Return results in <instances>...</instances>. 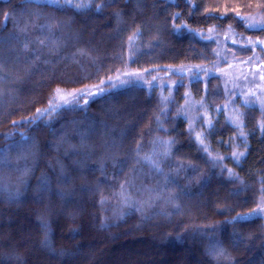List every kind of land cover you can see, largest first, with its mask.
Wrapping results in <instances>:
<instances>
[{"label":"trees","instance_id":"trees-1","mask_svg":"<svg viewBox=\"0 0 264 264\" xmlns=\"http://www.w3.org/2000/svg\"><path fill=\"white\" fill-rule=\"evenodd\" d=\"M249 17L264 23V0H0V264H264V216L251 214L264 108L230 124L220 75L187 84L216 110L203 142L182 111L184 81L168 101L129 81L39 114L56 90L125 68L146 78L211 64L216 42L198 33L263 38Z\"/></svg>","mask_w":264,"mask_h":264},{"label":"rangeland","instance_id":"rangeland-1","mask_svg":"<svg viewBox=\"0 0 264 264\" xmlns=\"http://www.w3.org/2000/svg\"><path fill=\"white\" fill-rule=\"evenodd\" d=\"M49 3H67L75 7L85 6L89 0H36ZM251 27H259L264 24L259 19L249 17ZM205 38H212L216 42V57L213 63L207 65H184L178 67H166L163 70H155L150 77H141V72L136 69L125 68L122 71L103 79L97 84L86 86L72 91L56 90L54 102L47 109L39 112L45 114L63 103L73 100L75 97L87 98L100 92L107 84L121 85L129 81H142L155 84L160 90L163 101H168L176 84L184 81L185 92L182 103V111L187 119L190 129H194L199 142H203L204 132L212 127L216 110L209 109L201 101H197L187 89L190 80L201 79L203 84L211 74L221 77L222 85L227 93L225 102L221 105L227 121L242 129L243 122L240 112L243 106L257 105L264 108V37H244L233 29L223 30L208 29L198 33ZM251 47V53L245 58L234 54L235 47ZM141 79V80H140ZM218 109H221L218 107ZM217 109V110H218ZM241 127V128H240ZM163 144H165L163 142ZM154 149V147H153ZM255 212V214H253ZM252 215L264 216V196L260 199L257 210Z\"/></svg>","mask_w":264,"mask_h":264},{"label":"snow or ice","instance_id":"snow-or-ice-1","mask_svg":"<svg viewBox=\"0 0 264 264\" xmlns=\"http://www.w3.org/2000/svg\"><path fill=\"white\" fill-rule=\"evenodd\" d=\"M261 30H264V27H262ZM234 155H235V154H234ZM239 155H243V153H241V154H239ZM253 214H255V212H254Z\"/></svg>","mask_w":264,"mask_h":264}]
</instances>
